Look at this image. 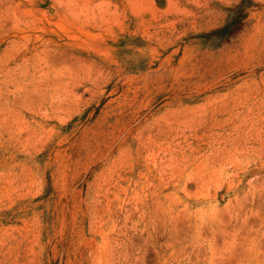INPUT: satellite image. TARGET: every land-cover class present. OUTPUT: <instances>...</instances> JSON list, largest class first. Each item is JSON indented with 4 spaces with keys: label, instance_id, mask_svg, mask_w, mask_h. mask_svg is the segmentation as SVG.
<instances>
[{
    "label": "rangeland",
    "instance_id": "rangeland-1",
    "mask_svg": "<svg viewBox=\"0 0 264 264\" xmlns=\"http://www.w3.org/2000/svg\"><path fill=\"white\" fill-rule=\"evenodd\" d=\"M0 264H264V0H0Z\"/></svg>",
    "mask_w": 264,
    "mask_h": 264
},
{
    "label": "trees",
    "instance_id": "trees-1",
    "mask_svg": "<svg viewBox=\"0 0 264 264\" xmlns=\"http://www.w3.org/2000/svg\"><path fill=\"white\" fill-rule=\"evenodd\" d=\"M237 21L235 20L233 23L229 22L227 23L224 27H222L220 29V31H224V32H228V33H232L235 30L239 29V27H237Z\"/></svg>",
    "mask_w": 264,
    "mask_h": 264
}]
</instances>
